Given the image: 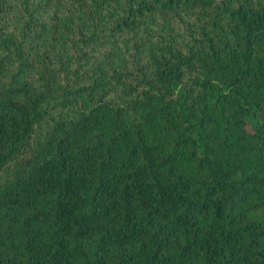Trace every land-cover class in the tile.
I'll use <instances>...</instances> for the list:
<instances>
[{
    "label": "trees",
    "instance_id": "trees-1",
    "mask_svg": "<svg viewBox=\"0 0 264 264\" xmlns=\"http://www.w3.org/2000/svg\"><path fill=\"white\" fill-rule=\"evenodd\" d=\"M0 264H264V0H0Z\"/></svg>",
    "mask_w": 264,
    "mask_h": 264
}]
</instances>
